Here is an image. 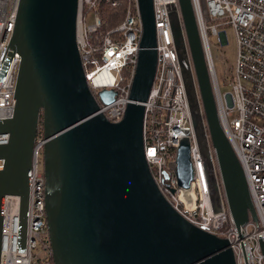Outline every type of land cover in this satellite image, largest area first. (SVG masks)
<instances>
[{"label":"water","instance_id":"obj_1","mask_svg":"<svg viewBox=\"0 0 264 264\" xmlns=\"http://www.w3.org/2000/svg\"><path fill=\"white\" fill-rule=\"evenodd\" d=\"M142 22L130 102L111 122L98 110L76 44L77 0H19L9 48L20 56L13 116L0 120V254L4 197H20L18 251L26 247L28 172L42 115L45 216L54 264H236L227 239L182 217L160 192L144 155V102L157 52L153 0H138ZM168 16L208 196L223 200L238 232L257 215L241 164L217 113L191 0ZM191 57V62L189 58ZM193 67V70H192ZM194 72V73H193ZM103 103L114 100L102 89ZM190 136L168 167L187 208L194 205ZM264 253V243L261 242Z\"/></svg>","mask_w":264,"mask_h":264},{"label":"built area","instance_id":"obj_2","mask_svg":"<svg viewBox=\"0 0 264 264\" xmlns=\"http://www.w3.org/2000/svg\"><path fill=\"white\" fill-rule=\"evenodd\" d=\"M18 2L0 0L1 121L13 116L20 56L9 48V42ZM127 2L125 17L113 36L101 31L98 0H77L76 44L84 75L97 98L98 113L111 122L122 119L131 101L130 89L143 31L138 0ZM171 3L177 4V0H153L157 62L148 97L142 102L146 161L160 192L182 217L208 233L227 239L236 264H264L261 247V242L264 243V0H191L220 124L241 164L257 215V221L250 217L239 232L224 200L221 213H214L210 204L170 29L168 5ZM227 27L234 30L237 56L229 82L231 90L222 93L212 63L209 36L217 35L218 42L224 44ZM189 58L191 62L190 54ZM102 89L115 91L112 102L103 103L98 99ZM186 135L192 139V208H187L182 201L176 177L168 167L174 159V147ZM7 139V134H0V144ZM45 141L42 126L38 125L28 172L25 252L18 251L20 197L6 195L0 264H54L45 216L42 164Z\"/></svg>","mask_w":264,"mask_h":264},{"label":"rangeland","instance_id":"obj_3","mask_svg":"<svg viewBox=\"0 0 264 264\" xmlns=\"http://www.w3.org/2000/svg\"><path fill=\"white\" fill-rule=\"evenodd\" d=\"M225 30L227 34V42L224 44L218 42L217 35L210 34L209 36L212 63L222 93L231 90L229 82L233 74L237 56V44L234 30L232 27H227Z\"/></svg>","mask_w":264,"mask_h":264},{"label":"trees","instance_id":"obj_4","mask_svg":"<svg viewBox=\"0 0 264 264\" xmlns=\"http://www.w3.org/2000/svg\"><path fill=\"white\" fill-rule=\"evenodd\" d=\"M127 0H98V12L102 22L103 33L109 32L115 36L116 28L121 24L125 17ZM42 124L40 115L39 125Z\"/></svg>","mask_w":264,"mask_h":264},{"label":"bare ground","instance_id":"obj_5","mask_svg":"<svg viewBox=\"0 0 264 264\" xmlns=\"http://www.w3.org/2000/svg\"><path fill=\"white\" fill-rule=\"evenodd\" d=\"M96 114H99V113H98V110L96 111ZM100 114H101V113H100Z\"/></svg>","mask_w":264,"mask_h":264}]
</instances>
